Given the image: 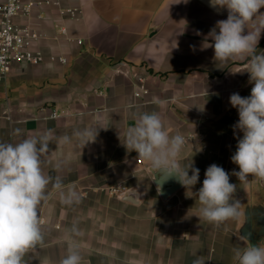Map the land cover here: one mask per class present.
<instances>
[{"label": "crops", "instance_id": "obj_1", "mask_svg": "<svg viewBox=\"0 0 264 264\" xmlns=\"http://www.w3.org/2000/svg\"><path fill=\"white\" fill-rule=\"evenodd\" d=\"M38 1L16 21L39 32L32 48L42 51L44 60L13 65L0 83V142L18 143L50 130L43 170L60 175L64 188H74L81 202L61 204L49 185V199L40 207L45 240L25 257L28 264H59L74 223L82 232L73 242L84 264H192L197 257L206 264H234L233 248L248 243L237 234L240 218L219 228L199 221L194 194L213 163L229 172L240 203L251 182H259L231 175L239 171L230 158L236 135L243 133L234 135L239 116L229 97L250 95L247 61L221 63L213 59V48H204L212 43L207 34L227 18V10L217 13L208 0ZM68 9L77 12L71 15ZM138 77L148 87L142 97L135 96ZM54 111L60 116L52 118ZM153 111L170 134L185 138L180 166L193 161L200 170L192 189L181 187L168 198L157 189L150 164L123 146L138 114ZM87 127L101 129L96 142L83 150L57 140ZM260 189L264 201L261 184Z\"/></svg>", "mask_w": 264, "mask_h": 264}, {"label": "clouds", "instance_id": "obj_2", "mask_svg": "<svg viewBox=\"0 0 264 264\" xmlns=\"http://www.w3.org/2000/svg\"><path fill=\"white\" fill-rule=\"evenodd\" d=\"M208 2L217 13L226 9L227 18L218 20L211 28L206 40L212 43L204 48H213V59L221 63L246 60L248 83L252 85L249 96L232 93L229 97L239 116L233 125L234 135L237 131L243 133L242 138L236 135V151L230 158L239 171L233 170L231 175L239 181H246L249 176L264 181V50L257 51L264 33V12L261 11L264 0ZM190 47L195 50V46ZM100 129H74L71 136L64 135L57 140L65 145L75 142L83 150L96 142ZM51 140L49 130L18 143L0 142V264H28L25 257L44 243L40 207L49 199V185L56 190L61 204L72 207L81 202L74 188H64L60 175L53 177L43 170L42 155L50 150ZM184 145V136L170 134L161 115L155 111L138 114L123 144L127 151H135L138 159L150 164L161 194L163 185L170 180L185 189H192L199 180L200 170L193 166V161L186 168L178 163ZM56 167L59 169L61 164L57 163ZM204 177L202 186L194 192L200 205L199 215L195 216L216 228L229 220H238L240 201L234 198L237 185L230 182L229 172L213 163L207 167ZM67 234L70 243L59 264H84L79 247L73 242L82 235L81 230L74 223ZM239 239L248 243L246 247L233 248L234 264H264V239L256 244L251 243L250 235H241ZM192 264H206V261L197 257Z\"/></svg>", "mask_w": 264, "mask_h": 264}, {"label": "built area", "instance_id": "obj_3", "mask_svg": "<svg viewBox=\"0 0 264 264\" xmlns=\"http://www.w3.org/2000/svg\"><path fill=\"white\" fill-rule=\"evenodd\" d=\"M52 0H42L44 4H50ZM41 2L38 0H0V83L7 80L13 65L15 64H39L44 60L40 50H34L32 45L40 39L39 32L29 24H20L16 21L18 16L29 15ZM75 15L77 10L66 11ZM61 31L66 32L62 27ZM79 43H82L79 40ZM65 63L67 60L59 57ZM135 96L142 97L148 93V87L143 77H138L135 84ZM60 114L52 112L51 117L57 118ZM264 187V181L259 180ZM117 191V189H116ZM44 222V219L41 218Z\"/></svg>", "mask_w": 264, "mask_h": 264}, {"label": "water", "instance_id": "obj_4", "mask_svg": "<svg viewBox=\"0 0 264 264\" xmlns=\"http://www.w3.org/2000/svg\"><path fill=\"white\" fill-rule=\"evenodd\" d=\"M250 86L252 87L251 84ZM149 173L157 186L152 167H149ZM181 187L179 183L170 180L163 185V194L161 195L163 198H168ZM240 212L241 216L237 234L240 236L250 235L252 244H256L261 239H264V201L259 182H251L249 188L244 192L240 203Z\"/></svg>", "mask_w": 264, "mask_h": 264}]
</instances>
